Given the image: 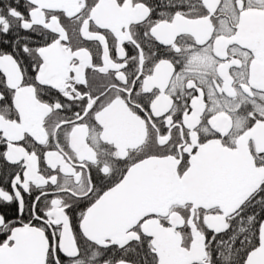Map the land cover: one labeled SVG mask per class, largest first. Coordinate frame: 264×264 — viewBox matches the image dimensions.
Segmentation results:
<instances>
[{
    "label": "flooded vegetation",
    "instance_id": "1",
    "mask_svg": "<svg viewBox=\"0 0 264 264\" xmlns=\"http://www.w3.org/2000/svg\"><path fill=\"white\" fill-rule=\"evenodd\" d=\"M211 142L219 177L252 188L238 208L182 201L84 235L133 165L172 157L183 177ZM242 216L258 247L264 0H0V264H158L155 225L203 237L192 264H232L215 251Z\"/></svg>",
    "mask_w": 264,
    "mask_h": 264
},
{
    "label": "water",
    "instance_id": "2",
    "mask_svg": "<svg viewBox=\"0 0 264 264\" xmlns=\"http://www.w3.org/2000/svg\"><path fill=\"white\" fill-rule=\"evenodd\" d=\"M50 69L51 64L47 62L44 73ZM214 144L211 142L201 148L183 177L179 176L177 162L172 157H150L133 165L123 179L87 211L81 224L84 235L95 242L102 238H119L122 228L134 219V212L137 221L144 214L159 212L152 211L153 208L169 207L182 201L204 208H238L252 188L245 186V178L240 187L234 180L224 181L219 177L213 160V151L219 146ZM225 154L229 156V152ZM257 186L258 183L253 190ZM154 228L152 236L158 264H192L204 258V240L198 232L193 231L187 250L181 246L176 233L170 235L159 225ZM245 264H264V221L258 247L248 254Z\"/></svg>",
    "mask_w": 264,
    "mask_h": 264
},
{
    "label": "trees",
    "instance_id": "3",
    "mask_svg": "<svg viewBox=\"0 0 264 264\" xmlns=\"http://www.w3.org/2000/svg\"><path fill=\"white\" fill-rule=\"evenodd\" d=\"M248 220L242 216L234 229L230 228L227 234H223L224 238L221 239L219 248L215 251L219 262L223 260V256L228 255L232 264H244L247 252L257 246L260 219H251L252 226L249 228Z\"/></svg>",
    "mask_w": 264,
    "mask_h": 264
}]
</instances>
